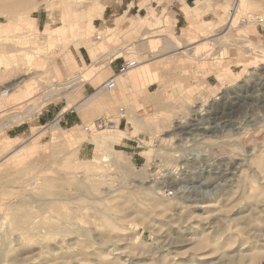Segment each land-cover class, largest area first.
<instances>
[{
    "label": "rangeland",
    "instance_id": "rangeland-1",
    "mask_svg": "<svg viewBox=\"0 0 264 264\" xmlns=\"http://www.w3.org/2000/svg\"><path fill=\"white\" fill-rule=\"evenodd\" d=\"M141 1L0 0V89L41 84L0 112V264H264V35L242 23L264 0L232 22L235 0H206L188 28L176 0ZM118 125L128 137L101 140Z\"/></svg>",
    "mask_w": 264,
    "mask_h": 264
},
{
    "label": "bare ground",
    "instance_id": "bare-ground-1",
    "mask_svg": "<svg viewBox=\"0 0 264 264\" xmlns=\"http://www.w3.org/2000/svg\"><path fill=\"white\" fill-rule=\"evenodd\" d=\"M240 3H241V0H235V3H232L231 4V9L229 8V10H228V12L230 13V22H232V21H234V19H236V18H238V11L240 10ZM245 25V24H244ZM166 35V37L168 36V37H170V38H175V37H173V35L172 34H165ZM170 35V36H169ZM146 37V36H145ZM144 37V38H145ZM139 40L141 39V37L140 38H138ZM175 43H176V45H177V49H180V48H182V47H184V41L183 40H178L177 38H175ZM186 45V44H185ZM101 62H104V63H106V60L105 59H103V60H101ZM101 62H99V64H101ZM138 65V64H137ZM136 65V66H137ZM135 66V67H136ZM134 67V68H135ZM133 68V69H134ZM132 70V69H131ZM130 70V71H131ZM92 77H93V74L91 73V70L90 71H87V72H85V74H83V75H81V76H79L77 79L75 78V80L74 81H72V82H68L67 84H64L62 87H60V88H58V89H56V90H52L51 89V91L46 95V96H44V98L42 99V101L40 102V103H37V104H33V105H31L29 108H31L30 110H32V108H34L33 106H35V105H37V106H35V111H36V108L37 107H39L40 105H41V103H43V102H45V101H47L48 99H50V98H53V97H55L56 95H60V94H63L64 92H65V94H67V93H71V91L69 90V89H73L74 87H77V85L78 84H82L83 82H85V81H89V80H91L92 79ZM41 86V84H40V82L38 83L36 80H33V81H30V80H28V79H22L21 81H18V82H15V83H13V84H11V85H8V86H4L3 88H1L0 89V112H3V111H5V110H8V109H10V108H12V107H14V106H16L22 99L24 100V96H26V94H29V96L30 95H32L33 94V92H32V88H36L37 86ZM63 89H68V90H64V92H63ZM25 92H26V94H25ZM64 95V94H63ZM27 111V110H26ZM194 112H195V116H199L200 114H199V110L198 109H195L194 110ZM32 113H33V110H32ZM27 114V113H26ZM31 114V113H30ZM23 115V114H22ZM28 115H29V113H28ZM24 116H18V114L17 115H12V117H9V120H11L10 122H9V124H12L13 122H14V119H16V120H21L22 118H23ZM125 117H126V114H125ZM181 118H183V119H188V117H181ZM197 119V121L199 120V118H196ZM196 119H194V121L196 120ZM201 120V119H200ZM199 120V121H200ZM203 120V119H202ZM206 120V119H205ZM208 120V119H207ZM199 124H200V122H196V123H192V124H190L189 125V129L190 130H192V129H198L199 127ZM8 125V124H7ZM3 128V127H2ZM1 128V129H2ZM53 129H59V125H57V124H55L54 125V127H53ZM203 129V128H202ZM201 129V130H202ZM206 129V128H205ZM55 135V134H54ZM58 136V135H57ZM56 136V137H57ZM102 141H104V142H106V143H113L114 141H115V137L114 136H112V135H110V134H107V135H105V136H103L102 137V139H101ZM185 154V153H184ZM187 154V153H186ZM183 155V154H182ZM188 155V154H187ZM186 155V156H187ZM184 157H185V155H184ZM183 156H181L180 158H182V159H185L186 160V158H188V157H186V158H184ZM194 157V156H193ZM192 157V158H193ZM199 157V156H198ZM197 156H196V158H198ZM105 158V161H108V160H110V157H109V155H106V157H104ZM195 158V157H194ZM195 160V159H194ZM197 160V159H196ZM187 161V160H186ZM185 161V162H186ZM191 161V160H190ZM111 162V161H110ZM183 162V161H182ZM193 162V161H192ZM189 163H191V162H189ZM193 163H195V162H193ZM183 164H185V163H183ZM195 165V164H194ZM171 176H173V174L171 175ZM152 181V180H151ZM154 182H153V184H151L150 185V188H153V189H158V191H161L162 189H164V187L162 186H158V185H156L157 183H156V181L155 180H153ZM172 182V181H171ZM169 183V182H168ZM174 183V182H173ZM159 184V183H158ZM171 186V185H170ZM157 191V190H156ZM159 193V192H158ZM163 202V201H162ZM158 204V203H157ZM87 236V235H86ZM206 242V241H205ZM205 242L202 240L201 242H199V247H200V249L201 248H204L205 246H206V244H205ZM0 245H2V243L0 242ZM5 251V250H4ZM103 255V254H102ZM96 260H97V262H99V261H101V259L100 258H95Z\"/></svg>",
    "mask_w": 264,
    "mask_h": 264
},
{
    "label": "crops",
    "instance_id": "crops-1",
    "mask_svg": "<svg viewBox=\"0 0 264 264\" xmlns=\"http://www.w3.org/2000/svg\"><path fill=\"white\" fill-rule=\"evenodd\" d=\"M177 2H179V3H181L182 4V9H183V11H184V14H185V16H186V18H187V20H188V25H187V27L186 28H188L189 26H192L193 27V25L196 23V21L198 20V18L201 16V13H202V11H203V5L205 4V1L206 0H197L196 2H195V5L194 6H191V5H189L188 3H187V1L186 0H176ZM146 2V0H142L141 1V3L142 4H144ZM231 7V4H230V6H229V8ZM229 8H228V6H225V11L226 12H228V10H229ZM104 10H105V7H104V5H103V7L102 8H97V9H95V10H93V11H90V15H88V16H94V17H101L102 15H103V12H104ZM189 14H191V16L193 17V19H194V22H193V24L190 22V19H189ZM94 17H93V19H94ZM154 18L155 17V15H154V13H151L150 14V17H148V19H150V18ZM166 18H168V19H170L171 17L170 16H165ZM144 18V17H143ZM142 18V19H143ZM157 18V17H156ZM92 28H95V26H94V23H93V25H92ZM186 28H183V30L184 29H186ZM112 35H114V34H112ZM112 35H110V36H106V40H109V39H111L112 38ZM91 52H92V55L91 56H93L94 57V59L95 58H97V56L100 54V52H102V50L100 49V48H94V47H91ZM89 53H90V49H89ZM121 55H119V56H116V57H120ZM71 60H72V58H70ZM114 59V58H113ZM106 60V59H105ZM116 67V66H115ZM118 67V66H117ZM115 68V70L117 71V69L118 68ZM114 70V72H116ZM121 76V75H120ZM154 85H156V82H154V83H151V85H150V89L152 88V86H154ZM84 104L85 103H81L80 104V106H81V109L82 108H84L83 106H84ZM80 106H79V108H80ZM77 107V106H76ZM70 107H67V108H64L63 109V111H61L60 112V114H59V118H60V120H63V121H65V123L66 124H74L75 122H76V118H74L73 117V115H70L68 112H67V110L69 109ZM78 108V107H77ZM66 111V112H65ZM122 122V120H120V123ZM115 129H118L115 133H112L111 135L112 136H114L115 137V141L112 143V144H119L121 141H122V139L124 138V137H128V134H127V132L124 130V129H122V128H119V125L115 128ZM13 139H15V137H12ZM110 144V143H109Z\"/></svg>",
    "mask_w": 264,
    "mask_h": 264
},
{
    "label": "built area",
    "instance_id": "built-area-1",
    "mask_svg": "<svg viewBox=\"0 0 264 264\" xmlns=\"http://www.w3.org/2000/svg\"><path fill=\"white\" fill-rule=\"evenodd\" d=\"M242 23L245 25H256L259 29V31L264 35V14L263 15H253L249 14L247 17L242 19ZM100 38V37H99ZM137 65V62L135 60L132 61H125L123 65L118 70V74L115 76H112L108 81H106L103 85V88H105L108 91H112L117 88V78L120 75H124L127 72H129L131 69H133ZM120 113L122 115L120 120L126 119V109L121 108ZM116 122L114 119H110L108 117H103L100 119H97L94 123L90 125L85 126V130L88 132H92L93 130L97 129H104L107 127H114ZM174 194L173 190L166 191L167 196H172Z\"/></svg>",
    "mask_w": 264,
    "mask_h": 264
}]
</instances>
